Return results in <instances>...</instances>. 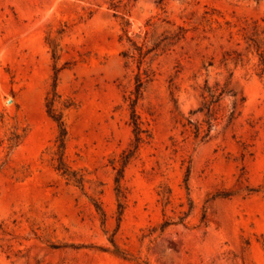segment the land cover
I'll use <instances>...</instances> for the list:
<instances>
[{"label":"rangeland","instance_id":"1","mask_svg":"<svg viewBox=\"0 0 264 264\" xmlns=\"http://www.w3.org/2000/svg\"><path fill=\"white\" fill-rule=\"evenodd\" d=\"M259 53L264 0H0V264H264Z\"/></svg>","mask_w":264,"mask_h":264},{"label":"trees","instance_id":"2","mask_svg":"<svg viewBox=\"0 0 264 264\" xmlns=\"http://www.w3.org/2000/svg\"><path fill=\"white\" fill-rule=\"evenodd\" d=\"M253 45H251L253 48L256 49L257 52H259V45L255 42L252 41ZM250 46V47H251ZM124 56L128 57V53H124ZM131 57V56H129ZM259 57H260V65L262 66V74H264V57L262 55V53H259ZM56 80V77H55ZM142 79L140 76H138L137 81H136V89H135V99L131 100L130 102V106L133 109L135 107L136 101L139 97L140 94V88L142 87ZM211 98L215 97V91H211L209 90ZM50 95V96H49ZM60 98V96H58L54 90L51 94H48L47 98H46V113L47 115L56 123L58 129H59V135L57 137V154L59 155L58 158V166H56V170L58 172H60L63 176H65L68 180L73 181L79 185H83V176L79 175L78 172L72 170L68 165H66V163L63 160V153H64V149H65V137H66V128H65V124L63 121V115L62 113L58 110V108H56V103L58 101V99ZM67 106V105H66ZM132 125H133V130L135 133V141L137 143H139L141 141V133L143 132L141 129V125L140 122L138 120V117L135 114V111L133 109L132 111ZM208 125H210V123H207ZM199 127H197L196 132L199 133ZM205 137V136H204ZM131 153H129L127 156L125 155L122 159H123V165L126 164V162L128 161V159L130 158ZM122 173L123 170H119L118 171V177L116 182H118L121 177H122ZM217 196H224L221 194H218L214 197ZM169 223L168 222H164L163 225L161 226V229H164L166 226H168Z\"/></svg>","mask_w":264,"mask_h":264}]
</instances>
